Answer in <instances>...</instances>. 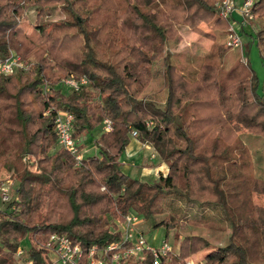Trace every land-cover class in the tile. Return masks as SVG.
<instances>
[{
	"label": "trees",
	"instance_id": "obj_1",
	"mask_svg": "<svg viewBox=\"0 0 264 264\" xmlns=\"http://www.w3.org/2000/svg\"><path fill=\"white\" fill-rule=\"evenodd\" d=\"M217 1L0 0V59L15 53L26 65L0 75V180L16 181L14 198L0 211V264H20L17 252L27 239L25 258L52 264L42 247L54 234L85 253L105 247L120 239L118 224L128 214L164 227L166 239L176 231L178 253L161 264H188L201 252L200 264H264V224L251 205L253 193L264 195V178L256 176L241 138L264 140L259 78L248 61L222 66L226 44L197 58L194 78L170 53L183 27L215 43L226 36L230 20L220 16ZM33 7V32L18 33L20 18ZM55 10L61 18L48 21ZM253 13L251 24L259 29L247 46L255 43L264 61V0ZM203 24L214 34L201 30ZM161 61L166 98L158 105L147 91ZM82 76L89 84L79 91L61 87L64 79ZM60 112L74 116L77 144L112 121L113 130L95 138L96 155L78 163L58 144ZM133 131L155 149L167 175L146 181L124 172L121 158ZM84 148L78 145L79 152ZM28 155L38 157L35 170ZM191 207L201 216L188 218ZM216 214L217 225L210 221ZM185 222L231 235L217 247L200 235L181 240ZM153 262L147 251L144 259L128 256L121 264Z\"/></svg>",
	"mask_w": 264,
	"mask_h": 264
},
{
	"label": "rangeland",
	"instance_id": "obj_2",
	"mask_svg": "<svg viewBox=\"0 0 264 264\" xmlns=\"http://www.w3.org/2000/svg\"><path fill=\"white\" fill-rule=\"evenodd\" d=\"M218 0L217 2H219ZM243 0H236L237 9L234 12V24L238 29L237 23H242L244 17L240 13V9L242 7ZM61 18L59 10H55L52 12V15L48 18V21L54 22ZM38 16L36 8H29L27 12L20 18L19 25L15 28L18 33L21 34H31L36 25ZM255 25V26H254ZM247 25L245 27V31L239 30L238 32L242 38V42L244 45V51L242 53L241 49H230L227 51L224 59L220 62L224 68H228L237 60H243V62L248 61L254 72L259 78V92L264 94V61L260 54L258 46L254 44H250L248 47L247 44L250 42V35L254 34V31L259 27L256 23ZM200 29L209 33L214 34L207 25L203 24L200 26ZM180 34L182 36V40L180 43L174 44L170 53L172 55V60L180 67H184L185 72L191 74V77L194 78L198 69L197 58L208 54L213 46L219 44H226L227 34L226 36L219 37L218 41L215 43L211 39L205 37L204 35L199 34L194 29H190L188 27H183L180 30ZM164 67V62L161 61L155 65L156 79L154 80L152 86L147 91V95L153 98V100L161 105L166 98V90L163 86L162 81V71ZM65 89V88H64ZM66 91V90H65ZM102 127V126H101ZM103 132V127L95 130L92 134L84 136L81 140L78 141V145L83 144L85 146L82 151V156H94L97 154V148L94 145L95 138L100 136ZM242 140L245 142V146L247 148L248 154L250 156L252 165L254 166L255 174L257 177L264 178V140L261 137H255L253 135L242 134ZM138 139H134L132 137L131 143L124 152L121 161L123 163V170L126 174H128L131 178L140 179V180H157L160 174L167 175L168 166L162 162L160 157L158 156L155 149L147 144H143V147L136 154L131 153L133 146H136ZM139 141V140H138ZM140 142V141H139ZM31 162L27 161V166L31 170H35L37 165L38 157L30 156ZM13 181V180H12ZM16 181H13L12 186V194L11 199L14 198ZM252 209L255 213L256 218L259 222L264 224V195L259 193L252 194L251 201ZM0 206H2V202L0 201ZM186 209V208H185ZM188 218H197L200 217L202 212L200 213L197 207L187 208L186 209ZM220 217L219 215H215L210 219L215 225L219 224ZM141 228L140 230L145 234V239L148 244L154 248H159L163 245V243L169 242L173 247V254L178 253V248L175 245V235L176 231H170L168 238L166 239L167 231L164 227L153 229L149 223H146L143 218H141ZM178 234L181 236V240L188 235H200L205 238H208L212 245L217 247L221 245H225L228 242V239L231 235V230L226 233L220 231L211 232L207 227L202 226H193L188 222L182 224V227L178 231ZM31 247V242L27 239L23 242L21 246L22 249L28 251ZM204 252H201L193 257H191L188 261V264H200L204 259ZM53 258V261L51 260ZM52 264L56 263V257L51 256L50 258ZM20 263V262H19Z\"/></svg>",
	"mask_w": 264,
	"mask_h": 264
},
{
	"label": "built area",
	"instance_id": "obj_3",
	"mask_svg": "<svg viewBox=\"0 0 264 264\" xmlns=\"http://www.w3.org/2000/svg\"><path fill=\"white\" fill-rule=\"evenodd\" d=\"M257 0H243L242 7L239 10L244 17L242 23H237L238 29L243 30L247 25L255 19L253 8ZM220 16L230 20L226 46L232 50L241 49L244 51L242 38L234 24V12L237 9L236 0H220L216 3ZM26 65L21 57L15 53L5 60L0 59V75L8 76L17 69H25ZM89 80L87 77L67 78L61 82V87L68 90L79 91L82 87L87 86ZM73 120L74 116L67 112H60L56 119V130L58 134V144L67 150H70L76 156V160L80 163L83 159L82 152L78 150V144L73 137ZM113 123L106 119L103 123V131L111 132ZM132 137L136 139L138 134L132 132ZM26 161L31 162L30 157ZM12 182L0 180V211L6 209V205L12 200ZM141 217L136 214H128L125 220L118 224V231L121 234L120 239L108 244L105 247H92L87 253L65 235L54 234L49 241L42 247L45 249L49 257H56L57 264H121L124 257H133L136 259H144L145 253L150 251L153 254V264H161L163 257H168L173 251V247L169 242H164L159 248L150 246L145 239V234L140 230ZM26 250L20 248L17 252V258L20 264H34V262L25 258ZM53 261V258L51 259Z\"/></svg>",
	"mask_w": 264,
	"mask_h": 264
},
{
	"label": "crops",
	"instance_id": "obj_4",
	"mask_svg": "<svg viewBox=\"0 0 264 264\" xmlns=\"http://www.w3.org/2000/svg\"><path fill=\"white\" fill-rule=\"evenodd\" d=\"M136 141H137L136 146H133V149H132L131 153L129 152V154H136V153H137L138 151H140L141 148L143 147V145H142L141 142H139L138 140H136ZM127 149H128V148H127Z\"/></svg>",
	"mask_w": 264,
	"mask_h": 264
}]
</instances>
